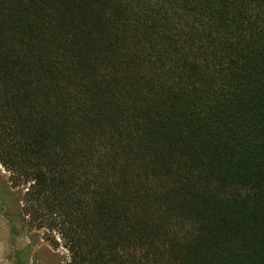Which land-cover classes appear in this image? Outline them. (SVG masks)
Returning <instances> with one entry per match:
<instances>
[{"label":"trees","instance_id":"1","mask_svg":"<svg viewBox=\"0 0 264 264\" xmlns=\"http://www.w3.org/2000/svg\"><path fill=\"white\" fill-rule=\"evenodd\" d=\"M0 165L70 264H264V0H0Z\"/></svg>","mask_w":264,"mask_h":264},{"label":"rangeland","instance_id":"2","mask_svg":"<svg viewBox=\"0 0 264 264\" xmlns=\"http://www.w3.org/2000/svg\"><path fill=\"white\" fill-rule=\"evenodd\" d=\"M12 187L9 182V174L0 165V184ZM13 188V187H12ZM26 187L15 188L18 196L10 198L4 194L0 198V264H70V253L64 242L55 233L46 229H37L28 224L30 220L21 210L19 214L11 207L4 204L20 203ZM14 189V188H13ZM5 202V203H4ZM20 215L22 224L16 220L10 221L8 217ZM15 228L17 236H13L11 230ZM58 244H54V240Z\"/></svg>","mask_w":264,"mask_h":264}]
</instances>
